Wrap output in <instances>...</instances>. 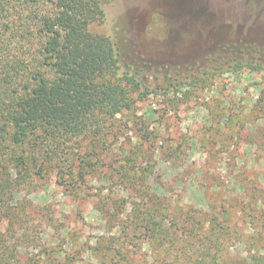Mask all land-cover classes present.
Masks as SVG:
<instances>
[{"label":"rangeland","instance_id":"rangeland-1","mask_svg":"<svg viewBox=\"0 0 264 264\" xmlns=\"http://www.w3.org/2000/svg\"><path fill=\"white\" fill-rule=\"evenodd\" d=\"M100 2L105 20L92 32L158 93L53 157L21 148L45 170L13 188L10 209L32 215L12 227L2 212V234L22 264H172L162 231L139 221L158 197L161 214L180 218L189 264L212 229L231 264L263 258L264 0ZM187 216L196 237L185 236Z\"/></svg>","mask_w":264,"mask_h":264},{"label":"trees","instance_id":"trees-1","mask_svg":"<svg viewBox=\"0 0 264 264\" xmlns=\"http://www.w3.org/2000/svg\"><path fill=\"white\" fill-rule=\"evenodd\" d=\"M104 20L100 0H0V222L5 211L12 227L27 222L32 214H24V206L19 215L13 212L8 196L13 188L30 184L29 179L43 178L44 165L38 166V157L21 148L53 157L65 139L97 136L104 121L158 93L141 73H123L117 44L92 32ZM80 177L85 184L86 174ZM146 202L154 206L138 209L136 216L145 213L139 221L162 231L160 243L172 264L181 258L192 263L195 253L180 247L176 238L180 218L161 214L158 197ZM190 220L187 216L185 236L193 238L197 234ZM170 222L175 227L171 235ZM28 224L25 233L33 231ZM2 233L0 223V264H22V256ZM207 233L199 264H231L223 258L226 241L213 229ZM260 258L238 264H264Z\"/></svg>","mask_w":264,"mask_h":264}]
</instances>
